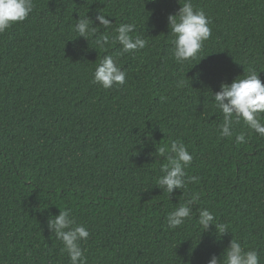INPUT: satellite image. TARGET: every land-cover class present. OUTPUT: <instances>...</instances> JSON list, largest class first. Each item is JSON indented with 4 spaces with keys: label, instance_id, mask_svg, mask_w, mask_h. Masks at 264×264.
Wrapping results in <instances>:
<instances>
[{
    "label": "trees",
    "instance_id": "1",
    "mask_svg": "<svg viewBox=\"0 0 264 264\" xmlns=\"http://www.w3.org/2000/svg\"><path fill=\"white\" fill-rule=\"evenodd\" d=\"M191 2L211 36L183 64L172 58L167 18L184 0H34L0 33V264H71L49 228L64 209L89 232L87 264H208L231 239L264 264V138L241 124L221 137L214 106L221 84L249 69L264 83V0ZM79 19L97 28L90 39L73 32ZM124 23L145 48L95 46ZM105 55L126 72L123 85L92 83ZM172 141L192 154L185 171L199 180L167 194L157 180L174 154L157 149ZM192 193L191 218L168 228L167 214ZM203 209L227 232H202Z\"/></svg>",
    "mask_w": 264,
    "mask_h": 264
},
{
    "label": "clouds",
    "instance_id": "2",
    "mask_svg": "<svg viewBox=\"0 0 264 264\" xmlns=\"http://www.w3.org/2000/svg\"><path fill=\"white\" fill-rule=\"evenodd\" d=\"M34 0H0V33L5 32L18 22H23L29 13L33 11ZM96 19L104 28H109L112 22L105 15L99 14ZM168 26L173 39L172 58L178 64L195 59L202 51L204 42L211 36L209 27L210 21L202 10H195L191 0H184L178 11L174 15L168 16ZM76 35L90 39L97 28H89V23L84 19H79L73 26ZM136 31L134 23L120 24L115 29V35L111 37L102 35L93 42L96 47L105 49L113 44L121 46V55L125 53H135L146 47L147 41L139 36L133 37L130 33ZM255 69H249L243 73L242 78L236 76L230 83H222L220 91L214 94V106L223 116V123L220 126L221 137L231 138L233 136V125L241 124L250 133L257 134L264 138V121L261 114L264 113V83L261 82ZM126 72L116 62L112 55H105L96 65L92 74V83L100 85L103 89H109L114 84L123 85L125 83ZM246 142L244 132L235 134L236 144ZM174 155L167 163L161 166V171H166V175L159 176L158 187L164 188V192L170 194L173 189H185L190 183H197L199 178L188 176L186 169L190 167L193 156L186 146L179 141H172L170 147H159L158 154L166 152ZM199 199L198 193H192L186 202L180 204L167 214V226L176 229L185 224L191 218L192 211L188 206ZM210 225H214L217 234L227 232V226L216 222L214 215L203 209L199 212L198 226L203 231H207ZM49 228L53 230L55 237L61 241L62 251L68 254L71 264H87V258L81 243L89 237L88 230L76 224L70 218L68 209L59 210V214L49 220ZM208 264H259L258 253L255 249L245 251L244 247L235 239H231L228 246L223 250L220 259L213 256Z\"/></svg>",
    "mask_w": 264,
    "mask_h": 264
}]
</instances>
